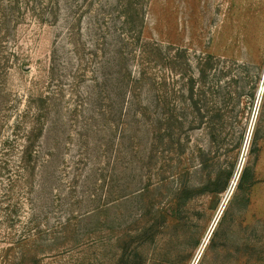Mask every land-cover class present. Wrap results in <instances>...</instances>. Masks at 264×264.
I'll use <instances>...</instances> for the list:
<instances>
[{"label": "rangeland", "instance_id": "374dc122", "mask_svg": "<svg viewBox=\"0 0 264 264\" xmlns=\"http://www.w3.org/2000/svg\"><path fill=\"white\" fill-rule=\"evenodd\" d=\"M128 1L0 0V264H126L122 247L140 248L158 202L137 195L157 180L152 137L167 136L165 119L151 122L170 109L194 120L192 88L204 108L227 98L223 138L189 133L191 149L214 150L201 170L190 159L205 189L185 225L143 243L146 264H264V0H132L133 21ZM142 23L161 50L148 47L140 103L129 84Z\"/></svg>", "mask_w": 264, "mask_h": 264}, {"label": "trees", "instance_id": "16d2710c", "mask_svg": "<svg viewBox=\"0 0 264 264\" xmlns=\"http://www.w3.org/2000/svg\"><path fill=\"white\" fill-rule=\"evenodd\" d=\"M15 3V0H12ZM30 0H27V4ZM119 1V0H118ZM127 6L124 9L125 15L130 13L133 21V17L135 13H138L139 10H135V5L132 0L125 3ZM135 10V12L133 11ZM134 13H133V12ZM143 23L141 30L135 32L134 37L140 43L139 49V62L141 67L139 71V76L131 80L129 84V91L133 94V97L137 95L138 101L141 103V99H139V92L143 88V81L146 76V64L149 62L148 56L150 54L148 47L153 48V52L160 53V48L154 43H150L143 40ZM134 31V30H130ZM132 33V32H131ZM153 56V55H152ZM146 63V64H145ZM204 79V77H203ZM142 81V82H141ZM191 83L193 81L191 80ZM212 88V87H211ZM221 90V86H219ZM140 92V93H141ZM162 97V99H161ZM189 99L192 103V114H195L194 120L189 121L186 125V121H180L182 116L173 115L168 110V114L166 116H161V114H156L155 121L151 122V124L160 123L161 120L165 119L167 121L166 132L167 136H153V142H157V145L151 147V155L150 160L154 167H156L155 176L157 180L155 182L149 181L147 185L139 189L137 195L139 197L144 196L145 194L154 193L156 194L158 202L154 207L152 213L149 212V217L146 225L138 232L137 239L140 241V248L132 250L129 245H125L122 247V260L126 264H146V254H144V250H142V245L150 239L151 241L156 242L158 239L159 233H162L166 228H169L172 225H185L187 220L190 218L191 208L190 202L197 193L201 192L205 188L202 186L199 187L197 185H193L191 182L192 170L196 168L193 166L191 162V158L197 159L199 161L198 168L201 170L208 165V162L211 160L212 154H214V150L203 148L202 146H196L194 148H190V144L192 142V136L189 133L193 130L207 128L209 129V136L211 137V142L216 145L223 136H214L217 134V131L221 134L226 124V116L228 112V106L226 104L227 98L223 96L220 99V103H223L225 107L220 105V108L217 105L207 106L206 108L199 105V102H196L195 92L193 88L191 89ZM159 101L163 102V107L167 106V101H165V96H160ZM161 103V102H160ZM167 108H170L169 106ZM231 108V112H232ZM148 107L144 106L141 111V115L144 116L145 113L147 115ZM166 117V118H165ZM183 119H187L184 118ZM39 137V136H37ZM34 136H24V144L22 146V160L24 163H28L32 160V154L34 153V145L35 140ZM159 144H162L161 148ZM219 149V148H218ZM217 149V150H218ZM149 159V155L148 158ZM247 170L243 172V175L240 179L239 190H243L244 181L246 179ZM229 184V177L223 183L217 181L214 185L216 188H212L210 190L211 197L218 200L220 194L224 192ZM217 202V201H216ZM114 202H104L102 205L91 208L87 210L84 216H91L95 212L106 211V209H110V205ZM146 216V215H144ZM183 223V224H182ZM73 225L72 217L66 218L64 222L61 223V227H64L66 230H69ZM28 238H31L29 236ZM27 238V240H28ZM26 239V238H25Z\"/></svg>", "mask_w": 264, "mask_h": 264}]
</instances>
